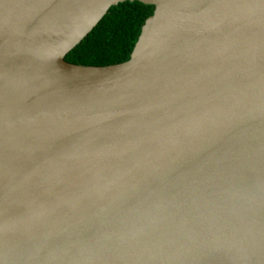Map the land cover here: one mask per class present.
<instances>
[{
    "label": "water",
    "instance_id": "95a60500",
    "mask_svg": "<svg viewBox=\"0 0 264 264\" xmlns=\"http://www.w3.org/2000/svg\"><path fill=\"white\" fill-rule=\"evenodd\" d=\"M0 264H264V0H0Z\"/></svg>",
    "mask_w": 264,
    "mask_h": 264
},
{
    "label": "trees",
    "instance_id": "16d2710c",
    "mask_svg": "<svg viewBox=\"0 0 264 264\" xmlns=\"http://www.w3.org/2000/svg\"><path fill=\"white\" fill-rule=\"evenodd\" d=\"M153 11V5L139 1H124L110 7L93 30L65 59L75 64L97 66L128 60L142 25Z\"/></svg>",
    "mask_w": 264,
    "mask_h": 264
}]
</instances>
